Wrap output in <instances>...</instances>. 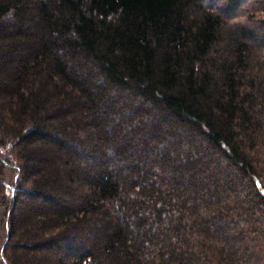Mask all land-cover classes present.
<instances>
[{
	"label": "trees",
	"instance_id": "obj_1",
	"mask_svg": "<svg viewBox=\"0 0 264 264\" xmlns=\"http://www.w3.org/2000/svg\"><path fill=\"white\" fill-rule=\"evenodd\" d=\"M262 0H0V264H264Z\"/></svg>",
	"mask_w": 264,
	"mask_h": 264
},
{
	"label": "rangeland",
	"instance_id": "obj_2",
	"mask_svg": "<svg viewBox=\"0 0 264 264\" xmlns=\"http://www.w3.org/2000/svg\"><path fill=\"white\" fill-rule=\"evenodd\" d=\"M262 2H263L262 5L264 6V0H262ZM262 15H264V10L262 11Z\"/></svg>",
	"mask_w": 264,
	"mask_h": 264
}]
</instances>
